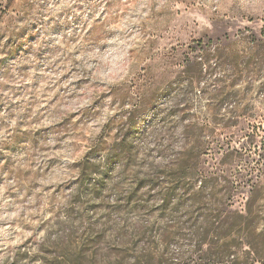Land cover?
Returning <instances> with one entry per match:
<instances>
[{
	"label": "clouds",
	"instance_id": "obj_1",
	"mask_svg": "<svg viewBox=\"0 0 264 264\" xmlns=\"http://www.w3.org/2000/svg\"><path fill=\"white\" fill-rule=\"evenodd\" d=\"M0 264H264V0H0Z\"/></svg>",
	"mask_w": 264,
	"mask_h": 264
}]
</instances>
